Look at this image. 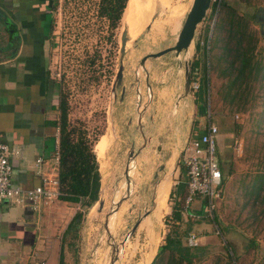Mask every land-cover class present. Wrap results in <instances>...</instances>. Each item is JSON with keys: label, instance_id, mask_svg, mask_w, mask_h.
I'll return each instance as SVG.
<instances>
[{"label": "rangeland", "instance_id": "1", "mask_svg": "<svg viewBox=\"0 0 264 264\" xmlns=\"http://www.w3.org/2000/svg\"><path fill=\"white\" fill-rule=\"evenodd\" d=\"M99 1L53 0L49 10L48 70L60 98L66 101L69 122L86 129L89 137L95 139L93 151L100 172L97 201L89 206L77 203L76 212L81 217L77 229H72L77 234L72 260L109 264L113 257L112 264H149L158 253L154 264H167L171 249L164 247L166 233L187 227L199 235L206 228L212 235L201 248L190 249L192 264H264L263 189L258 198L251 191L257 173H264V74L239 88L244 92L243 98L230 100L229 75L223 74L222 69L223 42L215 45V41L211 51L214 28L218 20L225 22L226 14L217 6L220 0H211L185 56L168 52L160 58L167 65L181 60L182 70L190 61V79L196 78L200 84L206 78L207 104L196 120L198 131L192 135L209 123L217 126L218 158L225 178L224 195L215 201L213 218H203L202 209H192L198 215L196 221H189L184 215L180 224L174 222L172 211L174 202L183 196L181 183L186 181V174L180 159L175 167L167 159L168 148L176 151L174 140L171 139L173 148L165 143L167 148L138 152L146 126V119H139V114L145 112L148 102L140 60L174 43L192 0H128L113 30L98 15ZM223 1L250 20L249 26L257 30L255 53L264 56V0ZM153 8L144 27L142 11L149 13ZM255 13L261 21L256 20ZM197 43L199 50L195 51ZM152 59L148 62L157 61ZM194 61L198 64L191 69ZM120 65L122 78L116 84ZM134 73L139 75L142 93L139 98L134 92L123 97L122 87L134 83ZM167 125L170 127V123ZM180 134L161 133L159 145L170 135L174 138ZM162 164L166 166L160 169ZM166 171L171 173L172 194L169 192L158 208L154 206V187ZM138 220L141 221L134 228ZM182 243L185 245V236Z\"/></svg>", "mask_w": 264, "mask_h": 264}, {"label": "crops", "instance_id": "2", "mask_svg": "<svg viewBox=\"0 0 264 264\" xmlns=\"http://www.w3.org/2000/svg\"><path fill=\"white\" fill-rule=\"evenodd\" d=\"M47 4V0H0V140L20 151L11 158L12 177L13 182L23 188L33 187L40 182L35 164L38 157L43 159L42 168L45 172H58L55 155L59 144L60 94L47 66L49 16L44 15L47 19L41 23ZM10 14H18L26 21H23L21 30L24 40L22 48L12 58L4 55L2 47L4 17ZM34 29L37 30V35L33 32ZM41 32L45 38L40 36ZM41 38L44 39L42 42ZM165 54L152 59L157 61L148 62L147 59L145 62V99L148 102L142 114L146 119V126L145 139L141 144L144 147L140 152H155L159 146L173 148L175 143L176 151L168 148L170 151L167 158L168 161L173 159L170 165L175 167L185 142L193 132L198 131L195 123L202 114L199 113L195 93L190 91L185 94V70H182L181 60L167 65L160 59ZM136 74L134 73L133 84L122 87L123 97L127 96V92H134L137 98L141 95L139 75ZM169 123L170 127L167 125ZM204 130L205 127L198 134ZM168 131L180 132V137L176 135L172 138L173 135H170V139L163 140L162 145H159L160 134ZM171 139L174 140L173 143ZM165 143L168 144L167 147ZM165 164L161 166H166ZM158 181L155 185L159 184ZM184 183L182 181V186ZM171 185L165 199L171 192ZM77 203L58 199L50 205L41 204L39 209H32L11 200L2 201L0 264H31L34 258L45 264H81L77 259L72 260L77 234L73 233L74 228H68L77 213ZM184 214L183 211V216ZM191 231L195 232L190 229L189 232ZM189 232L184 235L185 238ZM204 232L200 235L195 232L198 234V248L212 237L206 228ZM184 246H187L186 241Z\"/></svg>", "mask_w": 264, "mask_h": 264}, {"label": "trees", "instance_id": "3", "mask_svg": "<svg viewBox=\"0 0 264 264\" xmlns=\"http://www.w3.org/2000/svg\"><path fill=\"white\" fill-rule=\"evenodd\" d=\"M128 0H100L98 7V15L105 18L108 22V27L113 30L117 27L122 13L124 12ZM218 3V2H217ZM220 11H224L226 16L225 22L218 20L219 23L215 26L211 42L212 49L218 42H223L220 46L221 56L224 59L223 74L229 75V90L236 88L234 91H229L227 95L230 100L236 97L243 98L244 92L239 91L243 84H249L257 77L264 74V56H258L255 53L257 43V30L249 26L250 20L235 9L229 7L226 1L220 0L217 5ZM214 9L216 5L214 4ZM212 7V8H213ZM154 8L149 11H142L141 23H148ZM254 16L256 20L261 21V16L257 13ZM147 15L146 19L144 16ZM223 32H226L223 34ZM216 41L215 45L214 42ZM214 46V47H213ZM199 50V44L195 46V51ZM198 61H194L191 69L196 67ZM192 71V70H191ZM191 78V76H190ZM207 81L203 77L199 84V89L195 92L197 97L199 113L205 110L207 104L206 92ZM246 96V95H245ZM59 144H58V179H59V198L71 202H85V205H92L98 199L100 189V172L95 152L93 151L92 139L87 134L86 129L77 127L69 122L67 118L66 101L59 99ZM256 181L253 184L252 192L255 197H259V192L263 189L262 200H264V173H257ZM180 184V183H179ZM184 192L186 184H183ZM172 194V192L170 193ZM178 203L174 202V210L172 218L179 224L183 222L182 207L180 199ZM177 203V205H176ZM178 208V209H176ZM182 214V215H181ZM185 219L196 221L197 217H192L184 214ZM81 215L76 213L74 219L69 223L68 228H76ZM201 218V216L199 217ZM211 219L210 217H205ZM177 223V224H178ZM190 231V228H176L166 233L164 247L171 249V256L167 264H192V254L187 246L182 243V237ZM161 247V248H164ZM158 258V253L154 256L151 264Z\"/></svg>", "mask_w": 264, "mask_h": 264}, {"label": "built area", "instance_id": "4", "mask_svg": "<svg viewBox=\"0 0 264 264\" xmlns=\"http://www.w3.org/2000/svg\"><path fill=\"white\" fill-rule=\"evenodd\" d=\"M190 89L195 93L199 89V81L194 78ZM219 132L215 124L209 123L205 130L194 134L185 143L181 151L180 161L185 168L186 192L180 205L185 214L198 217L192 209H201L205 217L213 218L215 201L224 195V174L218 158ZM234 146L237 139L233 141ZM236 147V146H235ZM20 151L0 140V203L11 200L20 205L39 209L41 204H52L60 199L58 172L47 173L42 168L43 159H36V171L40 182L30 188H23L13 182L11 158ZM58 151L55 159L58 163ZM197 206H194L196 205ZM186 245L194 247L198 244L195 232H189L185 238ZM31 264H44L40 259H34Z\"/></svg>", "mask_w": 264, "mask_h": 264}, {"label": "water", "instance_id": "5", "mask_svg": "<svg viewBox=\"0 0 264 264\" xmlns=\"http://www.w3.org/2000/svg\"><path fill=\"white\" fill-rule=\"evenodd\" d=\"M210 4H211V0H192L191 6L185 15L184 21L181 25V28L178 31V34L176 36L174 43L171 46H168L164 49H161L159 51L148 53V54L144 55L140 60L141 67H143L145 70V62L147 59L160 57L161 55L168 53V52H174V54L177 57H179L181 54H184V56H185L189 52L191 44L193 43L197 26L205 18L206 12L209 9ZM122 70H123V67L120 65L118 68V71L116 73V84H120V82H121ZM184 70H185L184 90H185V94H188L191 91V89H190V82H191V79H190V61L185 63ZM147 85H148V83H147ZM142 114H143V112L139 114V119L142 117ZM143 139H145V137ZM143 147H144V145L142 147L140 146L138 149V152ZM133 152L134 151L132 148L130 155H133ZM138 152L134 153V155L138 154ZM162 168H163V166H161L160 169H162ZM126 174L128 175L127 170H126ZM101 206H102V202L99 201V208H101ZM110 216L111 215H109L107 217V219ZM141 220H138L136 222L134 228L137 227V225H139ZM111 258L112 259L110 260L109 264H112L113 257H111Z\"/></svg>", "mask_w": 264, "mask_h": 264}, {"label": "flooded vegetation", "instance_id": "6", "mask_svg": "<svg viewBox=\"0 0 264 264\" xmlns=\"http://www.w3.org/2000/svg\"><path fill=\"white\" fill-rule=\"evenodd\" d=\"M47 5H46V11L41 17V23L45 21L49 16V10L50 6L52 5V1L47 0ZM22 17L18 14L14 15H5L4 17V33H3V42H2V47H3V53L6 57L12 58L17 51L21 50V44L23 45V36H22V31L23 30V24L26 22L25 20H21ZM24 21V22H23ZM37 29V28H36ZM35 32V35H37V30H33ZM42 35H40L42 38L44 37V33L41 32ZM42 38L40 41L42 42ZM21 57V56H20Z\"/></svg>", "mask_w": 264, "mask_h": 264}, {"label": "bare ground", "instance_id": "7", "mask_svg": "<svg viewBox=\"0 0 264 264\" xmlns=\"http://www.w3.org/2000/svg\"><path fill=\"white\" fill-rule=\"evenodd\" d=\"M172 160L173 159L171 158V160H169V162L171 163ZM160 178H161L160 181H158L159 184L155 185V187H154L155 188V196L153 198L154 199V206L158 207V208H159V205L161 204V202L165 199V197L168 194V191L170 188L171 173L169 171H166L165 174L162 175V177H160ZM154 210H156V209H154ZM155 215H157V212Z\"/></svg>", "mask_w": 264, "mask_h": 264}]
</instances>
